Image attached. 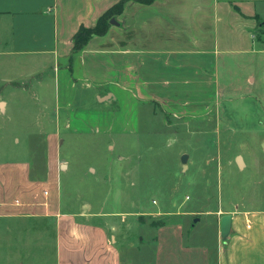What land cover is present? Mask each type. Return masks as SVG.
<instances>
[{
  "label": "crops",
  "instance_id": "crops-1",
  "mask_svg": "<svg viewBox=\"0 0 264 264\" xmlns=\"http://www.w3.org/2000/svg\"><path fill=\"white\" fill-rule=\"evenodd\" d=\"M119 1L0 0V80L11 93L30 84L55 94L53 102L43 95L41 127L26 135V152L18 147L0 160V264H45L48 227L56 231L55 264H142L146 244L153 264H264V204L258 203L264 197L201 212L197 221L214 215L213 243L184 241L197 221L174 213L159 227L156 244L140 245L139 229L130 231L134 223L124 212L110 211L121 214L115 221L81 193L74 195L75 208L62 197L71 163L61 147L69 136L104 135L112 148L116 137L176 131V123L214 116L249 94L262 98L254 87L264 81V0H128L105 34L75 52L80 27L95 26ZM0 105L6 113L4 92ZM82 176L100 179L91 162ZM126 184H136V177ZM224 213L232 214L227 239L221 237Z\"/></svg>",
  "mask_w": 264,
  "mask_h": 264
},
{
  "label": "rangeland",
  "instance_id": "rangeland-1",
  "mask_svg": "<svg viewBox=\"0 0 264 264\" xmlns=\"http://www.w3.org/2000/svg\"><path fill=\"white\" fill-rule=\"evenodd\" d=\"M5 86L0 80V93L4 92L10 100L6 113L0 105V160L13 156L18 147L26 152V135L41 127L43 95L52 102L55 96L48 86L39 89L29 84L13 93ZM254 90L262 93V98L256 99L249 94L246 99L234 101L235 107L220 106L214 116L193 123L185 120L182 124L176 123V131L159 135L151 133L140 138L116 137L114 141L111 139L112 148L104 135L69 136L61 147L71 163L70 170L62 176V197L75 208L80 201H74V195L81 193L82 199L102 207L109 213L106 218L112 217L111 220L115 221H120L121 214L111 215L110 211L124 212L129 224L134 223L130 231L135 233L139 229L135 238L137 245L146 241L156 244L159 227L171 223L170 216L174 213H186L193 223L203 211L214 208L223 212L222 209L236 208L241 197H264V81L256 84ZM48 107V110L52 109L50 105ZM225 109L231 112H225ZM15 131L23 140H20V146L15 143ZM137 152L139 154L135 156ZM184 153L189 154L187 166L182 161ZM127 154H132L131 158ZM238 155L244 157L242 167L236 161ZM40 156L44 157V154ZM90 162L98 168L100 179L82 176ZM133 163L138 167L131 171L126 168ZM58 167L61 168L60 164ZM132 174L136 177V184L127 185L126 179ZM258 203L263 205L264 199ZM214 225V215L205 213L192 232L183 235V239L213 243ZM124 229L122 232L128 233L127 228ZM19 237L14 234V238ZM42 239L46 242L45 248L48 247L43 255L45 264H55L56 231L48 227ZM16 247L15 251H9L12 256L17 255ZM142 250V264H148L145 259L153 264V247L151 249L146 244ZM24 251L20 250V253Z\"/></svg>",
  "mask_w": 264,
  "mask_h": 264
},
{
  "label": "trees",
  "instance_id": "trees-1",
  "mask_svg": "<svg viewBox=\"0 0 264 264\" xmlns=\"http://www.w3.org/2000/svg\"><path fill=\"white\" fill-rule=\"evenodd\" d=\"M127 1L128 0H120L118 3L113 5L110 9H108L104 14L100 16L95 26L93 27L81 26L78 32L73 37L74 51L75 52L80 51L94 35L105 34L109 29L110 19L122 12L124 5ZM135 1L149 4L152 3L154 0H135Z\"/></svg>",
  "mask_w": 264,
  "mask_h": 264
},
{
  "label": "water",
  "instance_id": "water-1",
  "mask_svg": "<svg viewBox=\"0 0 264 264\" xmlns=\"http://www.w3.org/2000/svg\"><path fill=\"white\" fill-rule=\"evenodd\" d=\"M115 20H111V22H114ZM187 158L188 153H184L182 155V161L184 162V166H187ZM236 161L240 167L244 165V159L242 155H238L236 157ZM199 217L195 218V221H197ZM232 228V214L231 213H224L221 217V237L223 239H227L228 235L230 234Z\"/></svg>",
  "mask_w": 264,
  "mask_h": 264
}]
</instances>
